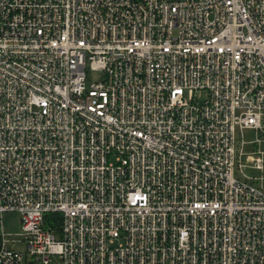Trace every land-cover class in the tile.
Returning <instances> with one entry per match:
<instances>
[{"label":"built area","instance_id":"obj_1","mask_svg":"<svg viewBox=\"0 0 264 264\" xmlns=\"http://www.w3.org/2000/svg\"><path fill=\"white\" fill-rule=\"evenodd\" d=\"M5 212L0 264H264V0H0Z\"/></svg>","mask_w":264,"mask_h":264},{"label":"rangeland","instance_id":"obj_2","mask_svg":"<svg viewBox=\"0 0 264 264\" xmlns=\"http://www.w3.org/2000/svg\"><path fill=\"white\" fill-rule=\"evenodd\" d=\"M100 74L98 72L90 71L88 74L89 79L95 80L99 78ZM255 138L254 131L248 128H244L242 130L236 129L235 131V141L236 144H239L241 139H243L246 144L244 145V150H250L251 146L249 144ZM2 225L5 228V231L8 233L7 238L10 240L9 244L13 248L25 252L26 245L23 242H12L13 239L21 238L18 234L21 232V223H20V216L16 212H5L2 214L0 219Z\"/></svg>","mask_w":264,"mask_h":264},{"label":"trees","instance_id":"obj_3","mask_svg":"<svg viewBox=\"0 0 264 264\" xmlns=\"http://www.w3.org/2000/svg\"><path fill=\"white\" fill-rule=\"evenodd\" d=\"M46 222H55V225L58 224L59 220H60V216L58 213H48L45 216Z\"/></svg>","mask_w":264,"mask_h":264}]
</instances>
